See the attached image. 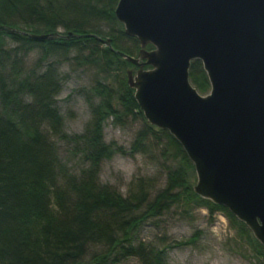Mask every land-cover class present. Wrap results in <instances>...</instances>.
<instances>
[{"label": "trees", "instance_id": "16d2710c", "mask_svg": "<svg viewBox=\"0 0 264 264\" xmlns=\"http://www.w3.org/2000/svg\"><path fill=\"white\" fill-rule=\"evenodd\" d=\"M117 2L0 0V25L15 30H0V264H120L130 257L140 264H169L167 248L193 243L198 232L163 247L137 235L145 222L172 207L185 213L204 207L210 217L221 212L240 233H251L225 206L194 192V166L182 146L144 118L127 83V69L134 65L117 53L136 56L140 44L115 17ZM51 32L57 33L51 39L30 36ZM90 33L110 38L111 46L80 35ZM32 51L39 56L27 67L24 58ZM71 52L77 65L94 67L100 76L88 90L90 120L73 135L64 131L55 105L57 67L41 64L51 54ZM189 79L198 91L209 88L200 60L191 61ZM128 117L143 121L130 152L155 143L176 161L152 197L142 182L124 196L98 180L103 160L127 152L104 140V126ZM53 137L73 142L74 154L86 164L78 174L70 171ZM247 238L264 253L252 233Z\"/></svg>", "mask_w": 264, "mask_h": 264}, {"label": "water", "instance_id": "95a60500", "mask_svg": "<svg viewBox=\"0 0 264 264\" xmlns=\"http://www.w3.org/2000/svg\"><path fill=\"white\" fill-rule=\"evenodd\" d=\"M114 15L140 44L136 56L117 53L136 68L127 83L144 118L182 146L194 192L225 206L264 246V0H118ZM195 59L205 94L189 79Z\"/></svg>", "mask_w": 264, "mask_h": 264}, {"label": "rangeland", "instance_id": "374dc122", "mask_svg": "<svg viewBox=\"0 0 264 264\" xmlns=\"http://www.w3.org/2000/svg\"><path fill=\"white\" fill-rule=\"evenodd\" d=\"M38 56L37 51L30 52L24 58L25 66H32ZM73 56V52L66 55L51 54L41 63L53 62L57 67L60 91L55 97V105L63 117L64 131L69 135L82 133L90 120L88 90L95 80L100 79L94 67L77 65ZM130 68L136 69L133 66ZM208 90L199 92L205 94ZM142 127L143 121L140 118L128 117L116 123L109 119L103 129L106 142H115L127 152L116 153L103 160L98 180L113 186L124 196H128L142 182L152 197L164 187L167 167L176 162L162 155L160 146L155 143L130 152L136 132ZM53 139L70 171L78 174L86 164L80 155L74 154L73 142L57 137ZM195 232L199 235L193 243L167 248L169 264H264V253L258 254L247 238L251 233L248 236L240 233L221 212L210 217L204 207L195 208L189 213L183 212V207H172L161 216L145 222L137 237L146 243L163 247L176 240H186ZM120 264L140 263L137 258L130 257Z\"/></svg>", "mask_w": 264, "mask_h": 264}]
</instances>
